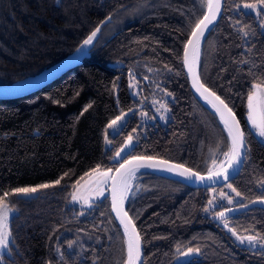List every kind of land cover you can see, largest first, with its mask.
<instances>
[{
  "label": "trees",
  "instance_id": "obj_1",
  "mask_svg": "<svg viewBox=\"0 0 264 264\" xmlns=\"http://www.w3.org/2000/svg\"><path fill=\"white\" fill-rule=\"evenodd\" d=\"M256 2L224 1L202 46L199 74L245 133V163L229 182L241 198L228 216L230 227L264 238V142L247 119L246 102L250 85L264 82V30L242 9ZM205 11L201 0H0V87L39 77L99 28L78 66L36 92L0 99V194L10 193L6 202L15 210L11 251L0 264H125V236L109 194L86 210L72 205L71 196L97 166L116 170L114 157L128 136L132 155L201 174L213 153L218 158L227 150L226 131L194 96L183 67L186 43ZM163 96L165 125L154 119L150 104ZM141 112L151 120L143 122ZM125 114V124L111 134L108 125ZM40 184L54 186L12 191ZM224 186L196 189L140 172L126 206L141 235L143 264H264V251L240 245L214 220L225 206L205 211L210 190ZM252 202L259 204L239 211ZM187 247H198L199 256L177 262Z\"/></svg>",
  "mask_w": 264,
  "mask_h": 264
},
{
  "label": "snow or ice",
  "instance_id": "obj_2",
  "mask_svg": "<svg viewBox=\"0 0 264 264\" xmlns=\"http://www.w3.org/2000/svg\"><path fill=\"white\" fill-rule=\"evenodd\" d=\"M202 8L206 10L205 15L195 23L194 28L191 31V39L187 41L185 47V61H188V48L196 47L198 48L201 37H203L205 30L208 26L218 16L221 9V0H201ZM244 9L248 10H259L264 12V0H257L256 3H246L243 5ZM243 31V29H241ZM99 28L93 31L83 42L84 45H91L95 39ZM247 36L248 33L244 32ZM189 73L193 75V83L196 86L198 92L201 95H205V98L209 100L212 107L219 114V118L223 123L224 130L227 132L226 140L228 141L226 151L220 153L223 156V160L217 163L215 158V153H213L211 160V167L207 171V175H201L199 172H195L190 168H186L181 164H171L167 160L157 159L153 156H135L132 155L130 148L132 144L133 137L130 135L127 137V143L124 148L116 153V157L119 158V168L116 170L119 174L118 179L110 177L109 172L101 171L100 167L97 166L92 172L87 175L95 180V184L92 187L87 188L86 191H82L80 182L74 185L75 191L72 193L73 202H82L91 207L90 197L95 195L96 197H102L104 195V186H109L112 189L111 192V206L112 210L115 211L120 224L123 226L125 245H126V260L125 264H140L141 260V235L137 230L136 225L128 212L124 210L123 203L127 198L128 193L132 190V181L136 177V172L140 168H152L160 169L169 172H177L180 176L186 179H196L199 181H216L223 180L228 181L230 177L229 169L235 170V168L241 163L243 156L245 155L246 143H245V133L242 131L240 126V121L236 118L235 113L232 108L225 103L215 92L210 91L204 86V84L199 82L198 75L194 71L192 63L188 65ZM168 95H171L170 93ZM247 102V119L250 122L251 127L255 130V133L264 138V82L253 83L250 85V92L246 97ZM165 110H167L166 105H162ZM121 117L117 116L115 120L111 121L108 125L109 128L116 124L117 120ZM127 149V151H126ZM124 152L125 155L121 156ZM130 157V158H129ZM67 175V174H66ZM62 179V178H61ZM83 179V178H81ZM61 180L57 179L54 184H60ZM54 186L53 184H40L37 187H22L13 189V193H35L39 189H46ZM227 187L235 192L237 196L240 195L236 192V189L232 187L229 183ZM10 195L9 192H4L0 194V261L3 260V253L5 249L9 252L11 251L9 245L11 243V231L9 226V217L12 213V209L6 202V198ZM221 196H225V193H221ZM215 199V197H214ZM228 203H232L231 197H227ZM209 205L212 206V201H209ZM207 211V209H205ZM218 216L221 219H225V213L219 212ZM225 226L227 227V221L225 219ZM233 235H236L237 240L240 242H247L250 246L259 243L264 246V238H258L256 235L239 236L237 235L235 229H229ZM177 251L180 252V246H177ZM200 249L198 247H187L184 252L180 254L184 257L190 255L199 254Z\"/></svg>",
  "mask_w": 264,
  "mask_h": 264
},
{
  "label": "water",
  "instance_id": "obj_3",
  "mask_svg": "<svg viewBox=\"0 0 264 264\" xmlns=\"http://www.w3.org/2000/svg\"><path fill=\"white\" fill-rule=\"evenodd\" d=\"M224 1L225 0H221L220 12H219L218 16L216 17V19L212 22V24H210L208 26V29L205 30L203 37H201V39H200L198 48H196V47H189L188 48L189 55H188V61L187 62L185 61V56H184V53H183V67H184V71H185L186 77L188 79L189 86H190V89H191L192 93L194 94V96L197 99L200 100V102L210 112H212L218 118V120H219V122H220V124L222 126H223V123L221 122V120L219 118V114L212 107V104L209 103V100L211 99V97L206 99L205 96L207 94L201 95V93L197 91L196 86L193 83V75L191 73H189L188 65H189V63L193 64L194 71L198 75L199 82L204 84L202 82L200 74H199V62H200V57H201L202 46H203L207 36L212 31V29L217 24V22L220 20L222 14H223ZM205 14H207L206 11H205ZM191 38L192 37L190 35L189 39H191ZM90 47H91V45H82V46H80L73 53H71L68 57H66L61 62L57 63L56 65H54L53 67H51L50 69L45 71L43 74H41L38 78H36L33 81H30V82H27L25 84L18 85V86L14 85V86H10V87H0V99L18 98V97L26 96L28 94H31L33 92L38 91L39 89L43 88L47 84L51 83L52 81H54L55 79H57L58 77H60L64 73H66L68 70L78 66L81 63L83 56L88 52ZM184 52H185V49H184ZM204 86L206 88H208L205 84H204ZM209 90L212 91L211 89H209ZM236 118L239 120L237 115H236ZM240 126H241L242 131H244L241 122H240ZM245 143H246V138H245ZM246 150H247V144H246ZM246 150H245V155L243 156V158L241 160V163L235 168V170L229 169L230 177H229L228 181L219 180V181H216L215 183H213L212 181H208V180L199 181V180H196V179H186V178L180 176L177 172H169V171H165V170L152 169V168H140V169L137 170L136 175L139 174L140 172H143V171H151V172L158 173V174H160L162 176H165L167 178H170L172 180L178 181V182H180V183H182L184 185H187L189 187L196 188V189H209V188L221 187L223 185L228 184L230 181H232L241 172V170L243 168V165L245 163V159H246ZM157 159H160V158H157ZM169 162L171 164H178V163H174V162H171V161H169ZM119 166L116 168V170L119 168ZM184 167H186V166H184ZM186 168H189V167H186ZM116 170L113 172L112 177L118 179L119 174L117 173ZM201 175H205L206 176L207 173L206 174H201ZM111 192H112V189H111V187H109L110 205H111ZM126 203H127V201L125 199L124 203H123V207H124L125 211H127ZM258 204H259V202H252L250 204H247V205L242 206L241 208H239V211L249 210V209L253 208L254 206H256ZM111 211H112L113 216L115 217V219L117 220V222L119 223V225L121 226V228L123 230V226L120 224V221L117 218L115 211L112 210V206H111ZM123 233H124V230H123ZM143 262H144V247H143V242H142V239H141V260H140V264H143Z\"/></svg>",
  "mask_w": 264,
  "mask_h": 264
},
{
  "label": "rangeland",
  "instance_id": "obj_4",
  "mask_svg": "<svg viewBox=\"0 0 264 264\" xmlns=\"http://www.w3.org/2000/svg\"><path fill=\"white\" fill-rule=\"evenodd\" d=\"M242 9L245 12L254 14L258 18V20L260 21L261 27L264 30V12H261L259 10V8L257 10H248V9H244L243 6H242ZM35 79H31V80L22 82L20 84H17L16 86L25 84V83L30 82V81H33ZM138 89L139 88H138V84L136 83V80L134 78H132L131 81H130V91H131V93H132V95L134 97H137L138 96ZM167 100H168V96H163V97L156 98V99L153 98L152 102L150 103L151 104V107H152V109L154 110V113H155L154 114V119H157L163 125H165L168 122V120H169V110H168V106H167ZM162 105H166L167 110H165L164 107H161ZM127 117H128V114H125V115L121 116V119L120 120H117L116 124L113 125V127L110 128L109 132L111 134H116L120 130V128L125 124V122L127 120ZM140 118H141V120L143 122H149L151 120L150 116L148 115V112H141L140 113ZM152 121H154V120H152ZM257 137L262 142H264V138H261L258 135H257ZM126 143H125V145H126ZM125 145L123 146V148L125 147ZM132 146H133V141H132V144H131V148H132ZM126 151H127V149H126ZM124 155H125V153L122 152L121 153V156H124ZM216 159H217V163L219 164V162L221 160H223V156H220V157H218ZM114 160L119 161V158H117L115 156L114 157ZM211 166L212 165L210 164V167ZM101 171H107V170H101ZM112 174H113V171L109 172V176L110 177H112ZM137 178H138V174L135 177V180H134V183H133V186H132V190L128 193L127 198H126V201L129 199V197L131 196V193L133 192V188L135 186V181L137 180ZM94 184H95V180L92 179V178H90L89 176H87L84 180H82L80 182V185L83 186L82 187V191H86L87 188L92 187ZM74 191H75V189H74ZM221 193H225L226 195L225 196H221L220 195ZM108 194H109V186H104V195L102 197H96L95 195H92L90 197L91 207L94 206L95 203H97L98 201H100L104 197H106ZM210 196H211L210 200L212 201V206H210L209 205V202H208V209H207L206 212L209 213L211 210H213V209H215L217 207L225 206V208H222L221 210H219L217 212H214V214L212 215L213 218H214V220L217 223H219L226 230V232L229 233L234 238V240L237 243H239L240 245H242L244 247H247V248H249L251 250H261V251H264V246H261L259 243H256V244L250 246L247 242H243V243L240 242L239 240H237L236 235H233L232 232L229 230V229H232V228L230 227V222L228 220V216L231 215V214H233L235 212V210H236L235 205L241 201L240 196H237L235 192H232V190L230 188H228L227 185H225L224 188L221 189L220 191L219 190H216V189L210 190ZM229 196L232 199V203H230V204L228 203V199H227V197H229ZM214 197H215V199H214ZM71 204L74 205V206H77V207H79L81 209H84V210L91 208L87 204H84L82 202H79V201L73 202L72 201V198H71ZM219 212H224L225 213V219L227 221V227L225 226V219H221L218 216V213ZM14 214H15V210L12 209V213H11V215L9 217V221H10L11 217ZM237 235H239V236H248L250 234H238L237 233ZM10 240H11V237H10ZM4 254H9V251L7 249H5L3 255ZM198 256H199V254H195V255H190L188 257H184V256H182L180 254L178 256V258H177L176 261L177 262H187V261H190L193 258L198 257Z\"/></svg>",
  "mask_w": 264,
  "mask_h": 264
},
{
  "label": "bare ground",
  "instance_id": "obj_5",
  "mask_svg": "<svg viewBox=\"0 0 264 264\" xmlns=\"http://www.w3.org/2000/svg\"><path fill=\"white\" fill-rule=\"evenodd\" d=\"M134 180H135V179H134ZM134 180L132 181V186H133Z\"/></svg>",
  "mask_w": 264,
  "mask_h": 264
}]
</instances>
